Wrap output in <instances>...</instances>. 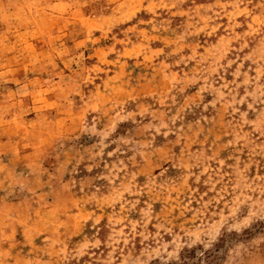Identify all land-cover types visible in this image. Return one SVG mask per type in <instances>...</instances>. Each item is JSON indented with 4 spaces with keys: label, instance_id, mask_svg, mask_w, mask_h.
Returning a JSON list of instances; mask_svg holds the SVG:
<instances>
[{
    "label": "rangeland",
    "instance_id": "rangeland-1",
    "mask_svg": "<svg viewBox=\"0 0 264 264\" xmlns=\"http://www.w3.org/2000/svg\"><path fill=\"white\" fill-rule=\"evenodd\" d=\"M0 264H264V0H0Z\"/></svg>",
    "mask_w": 264,
    "mask_h": 264
}]
</instances>
